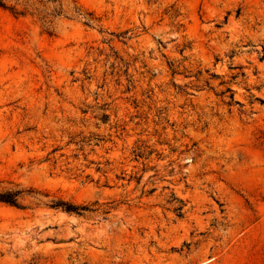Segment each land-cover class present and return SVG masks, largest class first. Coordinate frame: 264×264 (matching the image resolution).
<instances>
[{"label": "rangeland", "instance_id": "rangeland-1", "mask_svg": "<svg viewBox=\"0 0 264 264\" xmlns=\"http://www.w3.org/2000/svg\"><path fill=\"white\" fill-rule=\"evenodd\" d=\"M0 2V264H264V0Z\"/></svg>", "mask_w": 264, "mask_h": 264}, {"label": "trees", "instance_id": "trees-1", "mask_svg": "<svg viewBox=\"0 0 264 264\" xmlns=\"http://www.w3.org/2000/svg\"><path fill=\"white\" fill-rule=\"evenodd\" d=\"M1 4V2H0ZM22 191L21 190H6V191H0V202L18 206V198L20 197ZM61 204V207L65 211L69 212H77L78 210H83V207H78L75 205L67 204V203H59Z\"/></svg>", "mask_w": 264, "mask_h": 264}]
</instances>
